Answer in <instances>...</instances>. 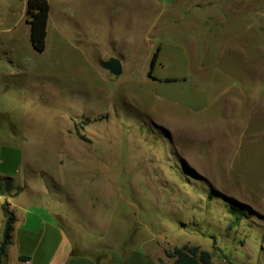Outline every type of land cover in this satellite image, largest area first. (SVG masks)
Returning a JSON list of instances; mask_svg holds the SVG:
<instances>
[{
  "label": "rangeland",
  "instance_id": "rangeland-1",
  "mask_svg": "<svg viewBox=\"0 0 264 264\" xmlns=\"http://www.w3.org/2000/svg\"><path fill=\"white\" fill-rule=\"evenodd\" d=\"M188 3L73 0L78 48L56 39L57 61L52 35L38 53L15 24L21 0H0V190L15 213L47 203L68 215L76 253L103 241L105 256L137 249L175 264L165 250L189 244L211 251L212 264H264V0ZM188 21L166 39L208 67L198 109L163 98L148 78V29ZM119 53L133 66L114 76L103 62ZM60 241L50 228L16 229L3 261L47 264Z\"/></svg>",
  "mask_w": 264,
  "mask_h": 264
},
{
  "label": "crops",
  "instance_id": "crops-1",
  "mask_svg": "<svg viewBox=\"0 0 264 264\" xmlns=\"http://www.w3.org/2000/svg\"><path fill=\"white\" fill-rule=\"evenodd\" d=\"M48 1L50 4V14L47 28V43L49 35H52L54 52L55 54L57 52L55 58L57 59V61H60V57L62 55L60 54V46L58 47L56 39L70 38L71 46L77 49L79 44L78 41L80 40L78 37V31H80V23L78 21V18L74 14L69 15L67 13L73 6V0ZM199 1L205 2L206 0ZM190 2L191 0H189L187 7ZM183 5V2L173 4L172 10H183V8H181V6L183 7ZM26 8L27 0H21V12L19 14L20 16L17 20H14V22L15 24L19 25L21 23H24L27 27L25 32L28 33L30 37V25L26 20ZM197 22L198 27L202 28L201 33L206 34L207 31L204 29L209 26V24L207 23V19H199L197 20ZM213 22L216 25L224 24L225 19L213 20ZM190 26V21H188L181 23L171 22L158 26L155 25L153 26V30L150 27L151 30L148 29L146 33L147 40L149 42L154 41L157 44H153L150 46L152 50L146 55V58L149 60V62H151L153 54L159 48L157 62L151 70V75H149L150 70L148 71V78L151 81V85L155 88L156 91L159 92V94L163 98L167 99L168 101H175L183 107H188L189 109H198L200 108L201 102L208 98L210 89L208 87H201V84L203 82H197V78L203 81V77L205 78L208 75V67L202 65L197 66L193 61L194 56L192 55L191 51L178 45L179 43L177 42L181 41L178 40L177 42L172 43V40L166 39L168 38V36L180 37L179 35L184 33V31H182L183 29L180 28L184 27L189 31ZM249 27L251 26H248V28ZM68 33H70V37L67 36ZM186 34L188 35V33ZM156 38L160 39L155 40ZM187 38L188 39L186 41H190V36ZM116 57L128 60V62H125L124 60L122 61V64L126 65L127 67L130 68L131 66H133V56L119 53V55H117ZM188 136L189 138H196L197 134L195 132H192V130L190 129ZM3 193L4 195H2L1 198L7 200L10 203L11 199L9 198V191H3ZM44 208L46 210L42 214L30 213L29 211L23 214L14 212L16 216V222L14 224L12 240L14 239L16 229L28 233H33L38 232L41 229L50 228L54 232L59 233V235L61 236V241L55 247L50 259L47 261V264H158L157 260L137 249L123 252L114 250L109 256H105V243L103 241L96 242L97 244H91V246L86 249V252L73 255V245L71 242H69V239L65 237L66 232L63 229L64 220L66 221V223H68V215L64 216L63 213H57L56 211L50 209L47 203L44 204ZM99 249L104 251V253H101L99 255L95 254V252H97V250ZM22 256L27 257L26 259L22 260L25 262V264H33V256ZM2 264H5L4 261L2 262Z\"/></svg>",
  "mask_w": 264,
  "mask_h": 264
},
{
  "label": "trees",
  "instance_id": "trees-1",
  "mask_svg": "<svg viewBox=\"0 0 264 264\" xmlns=\"http://www.w3.org/2000/svg\"><path fill=\"white\" fill-rule=\"evenodd\" d=\"M49 14L50 4L48 0H27L26 20L30 25V42L33 49L38 53H43L47 48ZM158 49L152 56L149 75H151V70L157 62ZM81 137L85 139L83 136ZM2 195L4 193L0 190V196ZM1 207L4 211L6 221L3 240L0 245V264H2L3 257L12 243V233L16 222L15 213L7 200L2 203ZM234 210L239 211L237 216V219H239L243 214L242 209L234 207ZM216 246L217 241L214 240V247ZM72 254L77 255L78 253L73 250ZM165 254L169 258H173L175 264H212V252L197 245L185 244L180 247H175L173 250L166 249ZM20 258L23 260L27 257L21 256Z\"/></svg>",
  "mask_w": 264,
  "mask_h": 264
},
{
  "label": "water",
  "instance_id": "water-1",
  "mask_svg": "<svg viewBox=\"0 0 264 264\" xmlns=\"http://www.w3.org/2000/svg\"><path fill=\"white\" fill-rule=\"evenodd\" d=\"M103 66L114 76H121L123 74V64L120 58L112 57L104 61Z\"/></svg>",
  "mask_w": 264,
  "mask_h": 264
}]
</instances>
